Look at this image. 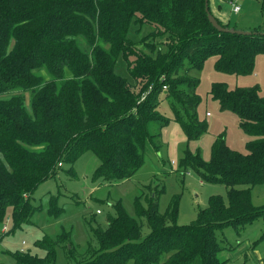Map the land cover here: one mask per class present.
Wrapping results in <instances>:
<instances>
[{
	"label": "trees",
	"instance_id": "1",
	"mask_svg": "<svg viewBox=\"0 0 264 264\" xmlns=\"http://www.w3.org/2000/svg\"><path fill=\"white\" fill-rule=\"evenodd\" d=\"M133 24L150 32L133 40ZM251 31L257 33L216 29L205 0H0V224L9 207L13 230L30 222L37 187L86 151L101 161L95 177L133 176L148 149L161 147L169 123L159 110L163 96L188 140L200 138L208 123L198 115L200 78L193 71L217 55V70L252 73L264 53V30ZM120 56L132 81L116 72ZM210 93L238 114L252 136L248 152L230 148L221 135L210 160L188 148L181 166L202 181L226 184L228 201L211 195L197 218L181 225L179 198L161 213L164 187L151 180L135 200L136 217L116 203L107 227L93 228L85 252H74L72 243L67 249L69 234L45 235L35 241L45 255L21 247L17 264H58L64 240L69 264H229L220 254L232 246L220 232L264 224V204L251 199V187L264 183V95L259 85L231 89L225 82L213 83Z\"/></svg>",
	"mask_w": 264,
	"mask_h": 264
},
{
	"label": "rangeland",
	"instance_id": "2",
	"mask_svg": "<svg viewBox=\"0 0 264 264\" xmlns=\"http://www.w3.org/2000/svg\"><path fill=\"white\" fill-rule=\"evenodd\" d=\"M234 1L241 7L239 12L233 10L230 0H209L210 10L213 14L221 15V21L229 24L230 28L264 30V14L259 0ZM139 28L135 24L131 26L129 36L133 40H139L150 32L146 25L140 30ZM78 44L82 50L91 51L85 39L80 37ZM217 58V55L209 56L201 69L193 71L200 78L196 89L200 97L198 115L208 123L207 131L200 138L188 140L163 96L159 110L169 118V123L162 129L160 149L156 151L149 148L143 166L130 178L115 182L95 177V170L101 161L92 150L84 152L73 164L65 162L56 176L34 191L33 205L37 210L30 222L13 230L12 207L8 208L6 219L0 224V264H17L15 253L21 247L25 251L44 256L45 251L36 247L35 241L45 235L58 238L69 234L67 249L73 245L74 252H85L89 247L93 228L107 227L109 217L115 214L116 203H121L128 214L136 217L135 200L151 180H156L160 187H164L159 198L161 213L167 210L175 196L179 198L178 223L181 225L195 220L198 211L209 205L211 195H221L228 201L226 184L202 181L196 172L181 166V159L189 148L200 152L205 160H210L212 144L221 135H224L230 148L248 152L247 143L252 136L241 127L238 114L222 109L220 103L212 98L210 90L215 82H225L231 89L259 85L260 93L264 95V53L257 54L254 71L250 74L219 71L216 69ZM115 69L118 74L133 80L122 56ZM26 96L29 97V94ZM251 199L257 206L264 204V183L251 187ZM53 201L56 203L54 206ZM53 207L62 210L55 213ZM4 224L7 225L6 230H3ZM263 230L262 219L247 225L240 232L232 226L226 227L223 233L220 232V236L232 248L224 250L220 254L221 258L227 259L229 264H264V238H261ZM63 243L57 247V262L69 264L72 257H68Z\"/></svg>",
	"mask_w": 264,
	"mask_h": 264
},
{
	"label": "water",
	"instance_id": "3",
	"mask_svg": "<svg viewBox=\"0 0 264 264\" xmlns=\"http://www.w3.org/2000/svg\"><path fill=\"white\" fill-rule=\"evenodd\" d=\"M206 1V12L208 14V18L211 21V23L213 24V26L218 29L219 31H223V32H231V33H238V34H252V33H257V32H253L251 30H242V29H236V28H230V27H226L223 26L219 20L216 18V16L211 12L210 10V5H209V0H205ZM264 34V32H262Z\"/></svg>",
	"mask_w": 264,
	"mask_h": 264
},
{
	"label": "built area",
	"instance_id": "4",
	"mask_svg": "<svg viewBox=\"0 0 264 264\" xmlns=\"http://www.w3.org/2000/svg\"><path fill=\"white\" fill-rule=\"evenodd\" d=\"M230 3H231V5H232V8H233V10L235 11V12H239L240 10H241V7L238 5V4H236V1H234V0H230ZM165 88H166V86H164ZM209 114V113H208ZM62 163L60 162L59 163V165H61ZM99 211V210H98ZM7 229V226L6 225H4L3 226V230H6ZM23 243H25V241H23ZM23 250H24V248H23Z\"/></svg>",
	"mask_w": 264,
	"mask_h": 264
},
{
	"label": "crops",
	"instance_id": "5",
	"mask_svg": "<svg viewBox=\"0 0 264 264\" xmlns=\"http://www.w3.org/2000/svg\"><path fill=\"white\" fill-rule=\"evenodd\" d=\"M230 4H231V3H230ZM215 14H216V13H215ZM215 14H214V15H215ZM215 16L218 17L220 20H222V19L220 18L221 15H219V14L217 15V14H216ZM207 114H208V112H207Z\"/></svg>",
	"mask_w": 264,
	"mask_h": 264
}]
</instances>
